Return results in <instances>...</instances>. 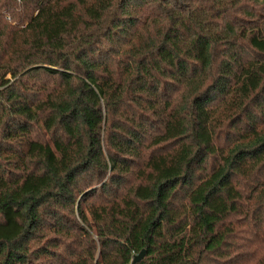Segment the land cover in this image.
Segmentation results:
<instances>
[{
  "label": "trees",
  "instance_id": "16d2710c",
  "mask_svg": "<svg viewBox=\"0 0 264 264\" xmlns=\"http://www.w3.org/2000/svg\"><path fill=\"white\" fill-rule=\"evenodd\" d=\"M264 264V0H0V264Z\"/></svg>",
  "mask_w": 264,
  "mask_h": 264
},
{
  "label": "water",
  "instance_id": "95a60500",
  "mask_svg": "<svg viewBox=\"0 0 264 264\" xmlns=\"http://www.w3.org/2000/svg\"><path fill=\"white\" fill-rule=\"evenodd\" d=\"M144 257H145V251L144 250H141L139 253H137L136 255H134V258L131 261V264H135V263L139 262Z\"/></svg>",
  "mask_w": 264,
  "mask_h": 264
}]
</instances>
